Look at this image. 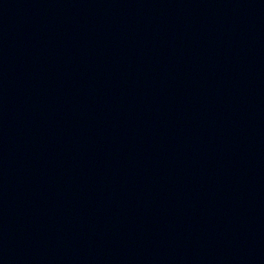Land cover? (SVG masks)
Returning a JSON list of instances; mask_svg holds the SVG:
<instances>
[{"label": "water", "instance_id": "obj_1", "mask_svg": "<svg viewBox=\"0 0 264 264\" xmlns=\"http://www.w3.org/2000/svg\"><path fill=\"white\" fill-rule=\"evenodd\" d=\"M0 264H264V0H0Z\"/></svg>", "mask_w": 264, "mask_h": 264}]
</instances>
